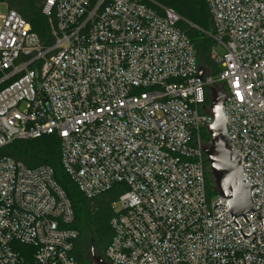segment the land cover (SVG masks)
<instances>
[{"label":"built area","instance_id":"2783aa9c","mask_svg":"<svg viewBox=\"0 0 264 264\" xmlns=\"http://www.w3.org/2000/svg\"><path fill=\"white\" fill-rule=\"evenodd\" d=\"M206 3L216 77H199L181 17L153 0H43L46 42L16 11L0 14V149L56 135L84 196L122 186L107 264H264V232L239 231H263L253 213L214 220L228 207L207 195L201 138L215 86L264 207V0ZM73 220L50 166L0 152V264H79Z\"/></svg>","mask_w":264,"mask_h":264},{"label":"trees","instance_id":"16d2710c","mask_svg":"<svg viewBox=\"0 0 264 264\" xmlns=\"http://www.w3.org/2000/svg\"><path fill=\"white\" fill-rule=\"evenodd\" d=\"M158 4L173 9L180 17L178 27L186 34L192 43L197 62L203 67L208 76L218 73L219 66L210 58L214 41L210 36L212 20L206 0H153ZM8 10L16 11L29 22L31 30L36 32L40 39L47 41L49 27L47 19L42 13L43 0H0ZM209 104V98H206ZM202 144L209 146L210 136L207 130L201 131ZM4 155L21 161L27 167L48 165L52 168L54 179L64 190L73 212L74 220L71 228L78 232L73 254L79 264H95L86 253V242H91L96 255L104 258V249L111 237L109 220L114 215L113 203L121 193L122 186L113 185L94 198L84 196L73 180L63 169L60 159L59 139L56 135H43L34 139L14 140L0 149ZM204 163L207 168L206 158ZM206 192L208 196L217 193L209 169H206Z\"/></svg>","mask_w":264,"mask_h":264},{"label":"water","instance_id":"95a60500","mask_svg":"<svg viewBox=\"0 0 264 264\" xmlns=\"http://www.w3.org/2000/svg\"><path fill=\"white\" fill-rule=\"evenodd\" d=\"M204 72V68L200 66L199 77H202ZM209 91V108L213 121L211 124L207 125L206 130L211 140L209 146L202 148V150L208 162L209 173L212 177L214 186L217 192L226 198V200L223 199L213 206V208L223 201L226 202L228 207V210L214 218V220L229 211L232 220L224 226L232 221L238 226L233 219L234 217L242 215L245 221H247L244 214L253 213L261 222L263 231L256 234L250 224L248 226L251 232L248 234L244 235L242 231L239 230L243 238L247 237L250 233H254L255 236L251 240L253 241L256 236L264 232V207H254L252 194L259 184L251 185V183L244 178L242 173L243 159L248 155L251 149L246 155L237 152L226 131L223 102L227 95L215 86L210 87ZM90 256L95 264H107L99 255L95 254L93 246L90 247Z\"/></svg>","mask_w":264,"mask_h":264},{"label":"rangeland","instance_id":"374dc122","mask_svg":"<svg viewBox=\"0 0 264 264\" xmlns=\"http://www.w3.org/2000/svg\"><path fill=\"white\" fill-rule=\"evenodd\" d=\"M7 11V7L4 3L0 2V14H4ZM218 54L222 55L223 54V49L221 47L216 48ZM213 77H216V74L213 75ZM119 205L115 204V208H118ZM92 246L91 242H86V253L87 255L89 254L90 247Z\"/></svg>","mask_w":264,"mask_h":264}]
</instances>
